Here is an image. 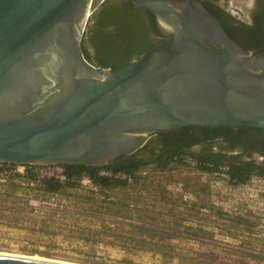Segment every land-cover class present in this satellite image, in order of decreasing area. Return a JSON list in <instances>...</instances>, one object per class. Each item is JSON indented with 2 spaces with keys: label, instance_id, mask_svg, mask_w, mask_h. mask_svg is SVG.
Returning a JSON list of instances; mask_svg holds the SVG:
<instances>
[{
  "label": "water",
  "instance_id": "1",
  "mask_svg": "<svg viewBox=\"0 0 264 264\" xmlns=\"http://www.w3.org/2000/svg\"><path fill=\"white\" fill-rule=\"evenodd\" d=\"M104 0H0V162L103 165L185 126L264 131V56L202 0H131L167 38L114 70L88 61ZM0 264H78L0 252Z\"/></svg>",
  "mask_w": 264,
  "mask_h": 264
},
{
  "label": "rangeland",
  "instance_id": "2",
  "mask_svg": "<svg viewBox=\"0 0 264 264\" xmlns=\"http://www.w3.org/2000/svg\"><path fill=\"white\" fill-rule=\"evenodd\" d=\"M248 3L224 6L244 13ZM93 13L82 40L95 64ZM141 171L123 186L50 193L0 168V252L80 264H264L263 176L235 185L190 159Z\"/></svg>",
  "mask_w": 264,
  "mask_h": 264
},
{
  "label": "trees",
  "instance_id": "3",
  "mask_svg": "<svg viewBox=\"0 0 264 264\" xmlns=\"http://www.w3.org/2000/svg\"><path fill=\"white\" fill-rule=\"evenodd\" d=\"M203 5L220 21L224 31L233 40L245 49L260 48V54L264 56V15L255 16L251 25L242 24L215 1L204 0ZM95 11L90 20L94 21L96 25L94 29L89 27V32H92L89 41L95 48V65L97 66L110 67L114 70L130 62L127 57L133 49L131 41L128 39L130 36H127L132 33L130 31L132 23L142 21L145 24L144 29L158 32L154 24V15L147 9L133 5L130 0L122 1L119 4H114L112 0H106ZM111 31H116L115 37L112 36ZM84 42V40L81 41V48L86 59L90 61L89 51ZM147 49L141 51L144 53ZM249 128L264 134V131L260 129ZM223 131L233 133V129L225 126L212 128L185 126L168 132H160L151 136L134 153L103 165L63 164L66 177L63 182L53 178L38 180L32 169L25 170L23 174L16 173V176L22 177L31 184H39L44 191L50 193H56L66 187L75 188L82 177L91 179L96 187L107 189L126 185L128 181L103 176L99 173L102 168L109 169L113 173L121 171L135 177L136 173H139L147 165H154L157 169L165 170L170 163L180 165L190 159L201 171L224 172L228 181L235 185L245 183L253 174L264 177V165L233 162L222 164L218 161L225 157V154L213 152L212 143L214 139L226 140ZM202 143H207V145L197 150L192 149L193 145Z\"/></svg>",
  "mask_w": 264,
  "mask_h": 264
},
{
  "label": "flooded vegetation",
  "instance_id": "4",
  "mask_svg": "<svg viewBox=\"0 0 264 264\" xmlns=\"http://www.w3.org/2000/svg\"><path fill=\"white\" fill-rule=\"evenodd\" d=\"M105 1L106 0H104L102 3H104ZM112 1L114 4H119L122 1L128 2L129 0H112ZM203 1L204 0H202V2ZM212 1H215L221 7H224L230 16H235L237 20L242 24L251 25L253 23V18L255 16L264 15V0H249V3L247 4V9L244 13H241L240 9L237 7H235L236 11L231 10V8L225 7L224 4L229 3V0H212ZM102 3L100 5H102ZM131 3L135 6L141 7L139 5H136L132 1ZM226 19H228L227 16ZM132 24L133 26L130 30L132 31V33L128 34L127 36V37L130 36L128 39L131 41L132 49H133L131 54L127 57V60L129 61H132L133 59H136L139 56H141L143 53V51H141L142 49L144 50L147 48L149 49V47L152 44H153L152 46H154L155 44L167 38L158 29L155 22V17H154V24L158 32L144 29L145 24L142 21ZM95 25L96 23L94 21H91V25H90L91 29H94ZM263 26H264V19H263ZM111 33L113 37L116 36V31H111ZM91 34L92 32L90 31L88 39L90 38ZM121 39L123 40V37ZM113 52H115L114 49ZM105 68H110V67H105ZM232 132H233L232 134L229 131L222 132L224 135V139L226 140H220V139L213 140L212 151L225 154V157L220 158L218 161L222 164L233 162L236 164L248 163L253 165H264V134L254 131L249 127H239L237 129H233ZM205 145H207V143L195 144L192 146V149L194 147H198L199 149L204 147Z\"/></svg>",
  "mask_w": 264,
  "mask_h": 264
},
{
  "label": "built area",
  "instance_id": "5",
  "mask_svg": "<svg viewBox=\"0 0 264 264\" xmlns=\"http://www.w3.org/2000/svg\"><path fill=\"white\" fill-rule=\"evenodd\" d=\"M4 166L5 168H8V171L20 173V174H23L27 169H32L38 180L45 178L47 179L53 178L60 182H63L66 179L64 169L61 164H32V163L16 164V163L0 162V168H3ZM140 172L144 173V171H140ZM99 173L103 176L125 179L128 182H130L133 179L132 175L130 174L121 171L113 173L111 170L105 168L100 169ZM80 184L85 186H94L93 182L88 177H82L80 179Z\"/></svg>",
  "mask_w": 264,
  "mask_h": 264
},
{
  "label": "bare ground",
  "instance_id": "6",
  "mask_svg": "<svg viewBox=\"0 0 264 264\" xmlns=\"http://www.w3.org/2000/svg\"><path fill=\"white\" fill-rule=\"evenodd\" d=\"M2 253H7V252H2ZM10 254H12V253H10ZM20 255V254H19ZM34 257V256H33ZM38 258H40V257H38ZM62 262H66V261H62ZM74 263V262H73ZM78 264H80V263H78Z\"/></svg>",
  "mask_w": 264,
  "mask_h": 264
}]
</instances>
